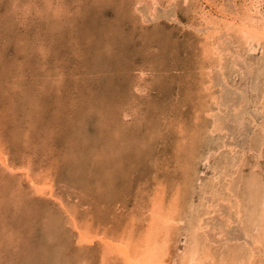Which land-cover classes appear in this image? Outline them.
<instances>
[{
	"label": "rangeland",
	"instance_id": "374dc122",
	"mask_svg": "<svg viewBox=\"0 0 264 264\" xmlns=\"http://www.w3.org/2000/svg\"><path fill=\"white\" fill-rule=\"evenodd\" d=\"M158 1L152 13L154 0H0V146L13 168L0 163V264H122L99 239L80 241L77 224L139 234L158 198L177 203L180 217L194 203L202 255L252 245L256 232L232 202L237 195L250 213L248 180L264 184V73L244 55L261 50L238 53L236 36L221 31L222 62L201 29L198 7L210 11L208 2ZM217 162L230 164L229 179ZM26 169L51 177L53 196L37 194ZM254 259L246 264H264L263 254Z\"/></svg>",
	"mask_w": 264,
	"mask_h": 264
},
{
	"label": "bare ground",
	"instance_id": "6f19581e",
	"mask_svg": "<svg viewBox=\"0 0 264 264\" xmlns=\"http://www.w3.org/2000/svg\"><path fill=\"white\" fill-rule=\"evenodd\" d=\"M187 1V0H186ZM201 2L205 1L208 2L206 5L209 6L211 10L208 11L206 8H204L203 4L199 5L200 15L201 18L205 21L206 24H204V27L201 28L202 30H205V39H209V46L212 49H207L208 51L212 52L213 55H216L219 57V59L223 62L225 53V48L221 47L224 44L221 42V31H225L228 33H232L234 36H236L237 44H235L238 48L236 52H241V50H244L246 53L253 54L258 50H261V55L258 58H255L253 61H251V58L249 55L244 54L250 59L251 64L257 65L259 68V75L264 73V0H242L241 5L238 7L234 3V9L227 10L223 4H219L218 2L211 1V0H200ZM211 1V2H210ZM239 1V0H237ZM172 2V1H171ZM199 2V1H197ZM158 0H154L153 6L150 7L152 10V13L154 10H156L155 5L158 4ZM170 6V5H169ZM168 6V7H169ZM226 6V5H225ZM172 7V6H171ZM216 7V8H214ZM153 8V9H152ZM173 8V7H172ZM175 11V10H174ZM156 13V12H155ZM171 15V14H170ZM161 17V16H160ZM154 18V17H153ZM162 18V17H161ZM151 20V19H150ZM200 20V19H199ZM185 28V27H184ZM200 29V30H201ZM201 30V31H202ZM227 37V36H226ZM233 39V38H232ZM234 39L232 40L233 42ZM226 44H227V40ZM223 41V42H225ZM231 41V40H230ZM208 42V41H207ZM230 43V42H229ZM228 43V44H229ZM225 44V45H226ZM224 45V46H225ZM231 45V43L229 44ZM227 45V47L229 46ZM233 45V44H232ZM241 46L243 49H241ZM230 47V46H229ZM235 47V46H234ZM232 48V46H231ZM206 50V52H207ZM234 50V49H233ZM227 51V48H226ZM243 51V52H244ZM208 53V52H207ZM212 55V56H213ZM240 56L239 54H236ZM241 57V56H240ZM243 57V56H242ZM236 59V58H235ZM239 59V58H238ZM216 60V59H215ZM232 60V59H231ZM221 62V63H222ZM250 64V63H249ZM247 65V64H246ZM217 66H220L218 63ZM251 66V65H250ZM223 67V65H222ZM221 67V68H222ZM244 68V67H243ZM249 68V67H248ZM247 68V69H248ZM252 68V66H251ZM250 68V69H251ZM257 68V70H258ZM216 69V67H215ZM229 69V68H228ZM227 69V70H228ZM225 70V69H220ZM255 70V69H254ZM249 71V70H248ZM211 72V71H210ZM225 72V71H224ZM230 72V71H229ZM245 72V71H244ZM247 72V71H246ZM253 73V70H252ZM244 74V73H243ZM253 75V74H252ZM255 75V73H254ZM260 75V76H261ZM212 76V75H211ZM226 76V75H225ZM263 76V75H262ZM259 77V76H258ZM217 78V77H216ZM249 78V77H248ZM264 78V77H263ZM219 79V78H218ZM224 79V78H223ZM251 79V78H250ZM253 79V78H252ZM257 79V78H256ZM262 80V79H261ZM264 80V79H263ZM196 82V80H195ZM253 86L250 85V89L252 91L260 92L259 84L258 82L254 83ZM256 82V81H255ZM211 83V82H210ZM260 83V82H259ZM264 83V81H263ZM212 84V83H211ZM209 84L210 88L213 87V85ZM220 84V83H219ZM206 85V84H205ZM244 85V84H243ZM207 86V90L209 88ZM264 86V85H263ZM21 87V86H20ZM139 87V86H138ZM198 88V87H197ZM205 88V87H204ZM209 88V89H210ZM245 88V87H244ZM138 89V88H137ZM188 89V88H187ZM264 89V88H263ZM139 90V89H138ZM259 90V91H258ZM262 90V89H261ZM236 91V90H235ZM263 91V90H262ZM208 92V91H207ZM210 92V91H209ZM264 92V91H263ZM202 93V92H201ZM257 94V93H256ZM260 94V93H259ZM262 95V94H261ZM260 95V96H261ZM214 97V96H213ZM212 99L215 101L217 107H221L222 103L220 101V97L215 96V98ZM257 97V96H256ZM255 98V97H254ZM259 99V98H258ZM212 100V102H213ZM234 100V99H233ZM232 100V101H233ZM225 101V100H224ZM223 101V102H224ZM259 101V100H258ZM210 102V101H209ZM237 102V101H235ZM261 102H264V95L261 96ZM238 103V102H237ZM235 103V104H237ZM259 103V102H258ZM211 104V103H210ZM245 104V103H244ZM260 104V103H259ZM203 105V104H202ZM226 106V105H224ZM260 106V105H259ZM223 107V106H222ZM208 108L209 105H208ZM245 108V107H244ZM36 109V108H34ZM248 109V108H247ZM260 109V108H259ZM213 110V109H211ZM261 110L264 114V104L261 105ZM197 112V111H196ZM212 113H214L212 111ZM231 113V112H230ZM251 113V112H250ZM209 115V114H208ZM232 115V114H231ZM190 116V115H189ZM210 116V115H209ZM215 116V115H214ZM218 117V114L216 115ZM235 116V115H234ZM264 116V115H263ZM212 117V116H211ZM242 117V116H241ZM26 118V117H25ZM198 118V117H197ZM194 119V118H193ZM196 119V118H195ZM214 119V118H213ZM222 119V118H221ZM183 120V119H182ZM219 120V119H216ZM215 120V121H216ZM197 121V120H196ZM199 121V120H198ZM235 121V120H234ZM233 121V122H234ZM263 123H261V132H263L262 137V143L264 145V120H262ZM214 122V121H213ZM247 122V121H246ZM260 122V121H259ZM196 123V122H195ZM221 122L219 121V124H216L215 129L218 128V130L223 131L225 130L223 126V122L221 123L223 128L221 129ZM18 124V123H17ZM214 124V123H213ZM189 125V124H188ZM187 125V126H188ZM220 125V126H219ZM235 125V124H234ZM240 125V124H239ZM30 126V125H29ZM226 126V125H225ZM21 127V126H20ZM23 127V126H22ZM236 127V126H235ZM31 128V127H30ZM243 129V127H242ZM245 129V128H244ZM175 130V129H174ZM189 130V129H188ZM192 131V130H190ZM226 131V130H225ZM244 131V130H242ZM22 132V131H21ZM194 132V131H193ZM260 132V133H261ZM227 133V132H226ZM238 133V132H237ZM197 134V133H196ZM190 135V134H189ZM233 135V134H232ZM239 135V134H238ZM242 135V134H241ZM247 135V134H246ZM240 136V135H239ZM223 137V136H222ZM232 138V137H230ZM14 139V138H13ZM183 139V138H182ZM227 139V138H226ZM192 140V139H191ZM230 140V139H229ZM239 140V139H238ZM52 141V140H51ZM186 142V141H185ZM237 143V141H236ZM235 143V144H236ZM240 143V142H239ZM244 143V142H243ZM234 144V145H235ZM242 144V143H241ZM1 145V144H0ZM190 145V144H189ZM243 145V144H242ZM16 146V145H15ZM232 146V145H231ZM227 147V146H226ZM3 147L0 146V163L4 165L7 169H13L11 167V164L8 162V156L5 152L2 151ZM12 148V147H11ZM181 149V147H179ZM183 148V146H182ZM172 149V148H171ZM175 149V148H174ZM212 149V148H211ZM219 149V148H218ZM233 148H231L232 150ZM264 149V148H263ZM210 151V150H209ZM244 151V150H243ZM261 151V150H260ZM182 152V151H181ZM188 152V151H187ZM218 152V151H217ZM237 152V151H236ZM252 152V151H251ZM264 152V151H263ZM8 154V153H7ZM189 154V153H188ZM211 154V153H210ZM256 154V153H255ZM257 155V154H256ZM261 155V154H260ZM259 155V156H260ZM14 156V155H13ZM127 156V155H126ZM172 156V155H171ZM190 156V155H189ZM181 157V156H180ZM179 158V157H178ZM225 158V157H224ZM227 158V157H226ZM225 158V159H226ZM235 158V157H234ZM244 158V156H243ZM130 159V158H129ZM136 159V158H135ZM180 159V158H179ZM228 159V158H227ZM221 160V158H220ZM224 160V159H223ZM221 160V161H223ZM233 160V159H232ZM228 162V160H226ZM230 161V160H229ZM243 161V160H242ZM177 162V161H176ZM234 162V161H233ZM24 163V162H23ZM215 163V162H214ZM220 162H217L216 165H219ZM237 163V161H236ZM234 163V164H236ZM22 164V163H21ZM177 164V163H176ZM230 165L229 163L226 166V163H224L221 169L217 168L216 172L222 173L224 170L226 171ZM233 165V163L231 164ZM14 166V165H13ZM20 166V164H19ZM22 166V165H21ZM20 166V167H21ZM179 166V165H178ZM226 166V167H225ZM237 166V165H235ZM18 167V166H17ZM23 167V166H22ZM27 167V166H26ZM16 168V167H15ZM14 168V169H15ZM25 168V167H24ZM174 168V167H173ZM175 169V168H174ZM240 169V168H239ZM17 170V169H16ZM15 170V171H16ZM9 171V170H8ZM19 171V170H18ZM21 171V170H20ZM47 171V170H46ZM230 169L227 171V173H224L225 176L228 174ZM29 171L26 169L23 170L22 174L24 173L27 176L28 181L30 182L33 189L37 191V194H44L47 193L50 196H53L54 194V188L52 187L51 183V177H44L40 179H36L32 177L29 173ZM51 172V171H50ZM15 173V172H14ZM46 173V172H45ZM44 173V176H45ZM20 174V173H19ZM37 174V173H36ZM42 174V173H41ZM255 174V173H254ZM21 175V174H20ZM50 175V173H49ZM207 175V174H206ZM25 176V178H26ZM36 176V175H35ZM53 176V175H52ZM224 176V179H225ZM252 176V175H251ZM216 179H218L217 176ZM213 177V179H214ZM227 177V176H226ZM229 177V176H228ZM227 177V178H228ZM231 177V176H230ZM234 177V176H233ZM238 177H241V175H238ZM245 177V176H244ZM253 177V178H252ZM248 180V188L249 192L247 200L248 204L251 205V211L248 210V214L245 213L244 208L242 206V200L240 197H237V195L233 196L235 199H237L233 203V207L235 210V215L238 220H241L244 224H247L246 228L253 229L256 233H254L252 236V245H249L246 247L245 253H240V250H237L234 246H228V249L225 251H220L218 256H211L207 252V255H202L203 253V246L205 245V236L201 234V232H204L205 226H204V219L201 218L200 215L197 214L196 208L193 207L191 203V208H189V211L186 215L179 216V212H177L179 209L176 207V204H169L170 206L166 207V203L163 201V198L154 199V202L152 203V206L150 205L148 212L149 217H146L148 219L147 224L145 225V229L141 231L139 234H135L133 231V227L127 228L125 231L123 230V234L119 235H113L108 236V231L106 233H93L91 230V226L89 224H86L84 226H80L77 224L78 229V236L80 241L84 242L85 244H92L96 239H99L103 244V247L105 250L109 252H115L120 256L122 264H173L174 262H177L178 264H204L205 262L209 261L213 264H246V262H251L256 256H260L263 254L264 256V184L262 188L260 187L259 181L256 177L252 176ZM20 178V177H19ZM226 178V179H227ZM243 178V177H242ZM225 179V180H226ZM229 179V178H228ZM248 179V178H246ZM239 180V179H238ZM111 181V180H110ZM240 181V180H239ZM26 182V181H25ZM210 182V181H209ZM219 182V181H217ZM222 182V181H221ZM242 182V181H241ZM54 183V182H53ZM211 183V182H210ZM239 183V182H238ZM215 184V183H214ZM232 183L228 184L231 185ZM246 184V182H245ZM218 185V184H217ZM20 186V185H19ZM241 186V185H240ZM243 186V184H242ZM234 187V186H233ZM233 187L230 186L232 189ZM245 187V186H244ZM236 188V187H235ZM234 188V189H235ZM241 188V187H240ZM197 190V189H196ZM241 190V189H240ZM162 191V189H161ZM160 191V192H161ZM203 191V190H202ZM237 191V190H235ZM244 192V190H241ZM247 191V190H246ZM178 192V191H177ZM237 193V192H236ZM245 193V192H244ZM56 194V192H55ZM156 194V193H155ZM238 194V193H237ZM242 193H240L241 195ZM245 194V195H246ZM16 195V194H15ZM160 195V194H159ZM162 195V193H161ZM165 195V194H164ZM178 195V194H177ZM217 195V194H216ZM239 195V194H238ZM239 195V196H240ZM243 195V194H242ZM48 196V195H47ZM59 196V195H58ZM171 196V195H170ZM190 196V195H189ZM229 195H227L228 197ZM54 197H56L54 195ZM155 197V196H154ZM157 197V195H156ZM166 197V196H164ZM181 197V196H180ZM179 197V198H180ZM244 197V198H245ZM60 198V197H59ZM184 198V197H183ZM186 198H190L186 196ZM210 198V196H209ZM173 199V198H172ZM246 199V198H245ZM57 200V199H56ZM59 200V199H58ZM153 200V199H151ZM165 200V199H164ZM169 200V199H168ZM178 200V199H177ZM191 201V199H189ZM208 200V199H206ZM62 201V200H61ZM165 203L163 205V202ZM170 201V200H169ZM168 201V203H169ZM175 201V200H174ZM181 201V200H180ZM179 201V202H180ZM185 201V200H184ZM220 201V200H219ZM222 201V200H221ZM242 201V202H241ZM59 202V201H58ZM167 202V201H166ZM171 202V201H170ZM183 202V200H182ZM189 202V201H188ZM223 202V201H222ZM174 203V202H172ZM187 203V202H186ZM244 203V202H243ZM45 204V203H44ZM185 205V204H183ZM245 205V204H244ZM247 205V204H246ZM63 206V205H62ZM143 206V205H142ZM186 206V205H185ZM188 206V204H187ZM218 206V205H217ZM180 207H182L180 205ZM190 207V206H189ZM232 207V206H231ZM143 208V207H142ZM188 208V207H187ZM204 208V207H203ZM216 208V207H215ZM183 209V208H180ZM147 211V210H146ZM68 212V211H67ZM186 212V211H185ZM184 212V213H185ZM60 213V212H59ZM124 213V212H123ZM215 213V212H214ZM68 214V213H67ZM140 214V213H139ZM147 215V213H145ZM213 214V213H212ZM221 214V213H220ZM71 215V214H70ZM73 215V214H72ZM71 215V216H72ZM141 215V214H140ZM61 216V215H60ZM75 215H73L74 217ZM130 216V215H129ZM179 216V217H178ZM212 216V215H211ZM243 216L245 219H243ZM86 217V216H85ZM145 217V216H144ZM210 217V216H209ZM216 217V216H215ZM76 218V217H75ZM227 218V217H226ZM231 218V217H230ZM69 219V218H68ZM84 219V218H83ZM109 219V218H108ZM112 219V218H111ZM208 219V218H206ZM229 218H227L228 220ZM85 220V219H84ZM224 220V219H223ZM245 220V221H244ZM74 224H76L75 220ZM112 221V220H111ZM133 221V220H132ZM134 222V221H133ZM228 222H231V220H228ZM81 224V223H80ZM141 224V223H140ZM144 224V223H143ZM132 225V224H130ZM139 225V224H138ZM220 225V224H219ZM134 226V225H133ZM99 228V227H98ZM93 229V228H92ZM108 229V228H107ZM131 229V230H130ZM219 230V228H218ZM251 230V231H253ZM101 232V230L99 229ZM98 231V232H99ZM129 233H128V232ZM223 231V230H222ZM227 231V229H226ZM114 233V232H113ZM127 233V234H126ZM211 233V232H210ZM224 233V232H223ZM222 233V234H223ZM221 234V232H219ZM218 234V236H219ZM111 235V233L109 234ZM248 235V234H247ZM250 235V234H249ZM220 237V236H219ZM220 240V239H219ZM96 242V241H95ZM210 242V241H209ZM100 243V242H99ZM227 243V242H226ZM78 244V243H77ZM80 244V243H79ZM212 244V243H211ZM71 245V244H70ZM96 245V244H95ZM248 245V244H247ZM224 246V243H223ZM222 247V246H221ZM225 247V246H224ZM222 247V249L224 248ZM239 249V248H238ZM241 249V248H240ZM221 250V249H220ZM105 251V252H106ZM86 252V251H85ZM216 253V252H215ZM218 253V252H217ZM249 253V258L248 257ZM259 255H258V254ZM107 254V253H106ZM206 254V253H205ZM247 254V256H246ZM108 255V254H107ZM115 255V254H114ZM117 256V255H116ZM218 257L219 261L216 262L215 258ZM261 258V257H260ZM259 260L261 261V259ZM255 260V259H254ZM253 260V261H254ZM66 262V260H65ZM70 262V261H69ZM264 262V261H263ZM262 262V263H263Z\"/></svg>",
	"mask_w": 264,
	"mask_h": 264
}]
</instances>
